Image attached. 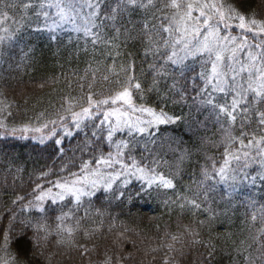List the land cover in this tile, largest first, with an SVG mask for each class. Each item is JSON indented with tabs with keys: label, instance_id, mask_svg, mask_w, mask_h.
I'll return each instance as SVG.
<instances>
[{
	"label": "trees",
	"instance_id": "trees-1",
	"mask_svg": "<svg viewBox=\"0 0 264 264\" xmlns=\"http://www.w3.org/2000/svg\"><path fill=\"white\" fill-rule=\"evenodd\" d=\"M166 2L155 0V8L132 13L127 27L136 34L144 22L159 26L158 18L171 11L163 9ZM223 2L235 4L249 18L264 19V0ZM20 35L22 39L18 44L0 46V93H3L6 103L12 104L8 109L12 112V116L7 117L9 128H21L25 124L39 127L46 119L55 118L69 101L76 104L74 110L78 111L81 105L86 106L89 83L93 85L91 91L94 93L104 96L113 94L120 90L117 81L122 82L125 77L121 66L126 68L130 61H135V75L145 89L152 83L153 72L148 64L153 62V58L144 56L145 49L149 47L145 36L127 42H122V38L115 41L119 47L111 49V55H108L110 49L107 46L85 44L83 39H76L70 27L61 32V38L56 42L48 39V33H36L29 27L23 28ZM117 51L120 53L118 56ZM203 60V57L190 59L189 63L199 71ZM165 71L175 76L179 81L178 87L185 86L184 79L173 72V66H165ZM190 75L195 76L196 72ZM104 76L108 79L104 80ZM158 79L161 80L159 88L167 91L166 85L171 84L172 77ZM41 84L44 85L42 88ZM186 87L190 95H195L190 84ZM143 95L141 100L134 91L138 105L144 104L157 110L164 107L169 115H180L182 119L175 124L160 125L151 137L138 138L131 155L156 173L173 178L177 183L176 189L153 185L151 190H145L144 181L132 177L131 184L123 190L131 194L139 191L141 194L132 195L131 199H117L113 195L122 188L121 182L117 181L112 192L100 189L95 196L84 197L80 205L69 197L56 204L46 202L44 214L21 211V206L35 194L33 190L37 184H43L46 189L51 187L50 180L71 179L69 174H80L79 166L83 162L92 159V166L95 167V158L100 152L94 151V148L99 146L104 154L112 149L103 140L98 143L94 140L92 122L82 126L81 130L69 125L73 133L70 136H66L58 126L57 135L43 144L36 139L41 133L17 132L12 136L5 135L0 129V245L3 244L2 233L8 231L11 213L16 214L17 221L29 215H43L53 229L52 235L37 246L31 230L21 231L14 224L15 231L10 232L7 251L17 258L19 264H104L107 256L119 258L129 253L132 259H124L122 264H164L166 259L173 257L174 264H203L210 250L208 244L212 245V258L207 264H247L245 257L249 255L255 264H264L257 259L261 255L259 249L264 245L260 209H254L258 218L252 221V210L243 203L252 198L258 205H264V186L259 181L256 187L250 184L240 186L241 191L238 192H232L227 184L216 183L215 191L209 193L207 202L215 212L212 219L201 213L191 214L187 205L178 207L179 195L192 198L203 191L198 184L202 179V169L211 171L213 162L217 166L223 163L225 145L221 125L206 108L191 99L184 103L174 96L178 102L169 100L165 105L159 102L160 97L155 91L145 90ZM240 128L241 119L238 117L232 129L235 135H239ZM244 130L254 131L257 136L262 134L254 121L251 128L245 125ZM22 135L24 138H21ZM121 138L129 139L119 134L117 139ZM56 139H62V144L56 145ZM59 148L62 151H58ZM231 150L235 151V146ZM182 154L183 160L180 159ZM42 173L49 175L42 176ZM226 193H232L231 202ZM17 196H24L25 200L14 204ZM69 210H72L73 219L67 220L66 225L75 226V220L80 219V226L73 237L65 236L62 243L55 234L57 217ZM198 220L205 223L198 225ZM186 225L199 232L197 239L203 243L190 246L185 239L183 245L175 243L176 251L169 252L166 245L174 243L169 238L170 234L184 233ZM84 231H87V237L83 235ZM120 232H125L128 239L118 241L120 247L116 248L112 242ZM69 239L72 244L67 242ZM78 245L86 246V253L85 248ZM153 249L156 251L153 252ZM3 256L5 252L0 247V257Z\"/></svg>",
	"mask_w": 264,
	"mask_h": 264
},
{
	"label": "snow or ice",
	"instance_id": "snow-or-ice-1",
	"mask_svg": "<svg viewBox=\"0 0 264 264\" xmlns=\"http://www.w3.org/2000/svg\"><path fill=\"white\" fill-rule=\"evenodd\" d=\"M155 7V0H0V46L18 44L22 39L20 33L25 27L36 33H48V39L53 42L59 41L61 32L70 27L76 39H83L85 44L91 43L93 47L101 44L107 46L110 49L108 55H111V49H118L119 44L115 41L122 38V42H127L145 36L149 47L145 49L144 56L153 58V62L148 64L153 79L146 89L135 75V61H130L126 68L121 66L125 77L122 82L117 81L120 90L104 96L92 92L93 85L89 83L86 106L81 105L77 111L74 110L76 104L69 101L66 107L62 106L61 112L56 113L55 118L46 119L39 127L25 124L21 128H9L7 117L12 116L8 110L12 104L6 103V98L0 93V129H3L5 135L15 136L17 132L34 131L42 134L36 139L43 144L57 135L58 126L66 136H70L73 133L69 125L81 130L82 126L86 127L88 122H92L95 131L91 135L94 140L97 143L103 140L112 149L104 154L99 146L94 148V151L100 152L95 158V167L92 166L93 160L89 159L79 166L80 174H69L71 179L50 180L48 183L51 187L46 189L43 184H37L33 190L35 194L21 206V211L44 214L46 202L56 204L69 197L76 205H80L84 197L95 196L100 189L112 192L117 181L121 182L122 188L113 192V195L117 199H131L132 195L141 194L139 191L131 194L123 190L131 184L132 177L144 181L145 190H151L153 185L157 188H177L173 178L142 165L131 152L138 138L151 137L160 125L175 124L182 117L169 115L164 107L157 110L144 104L138 105L134 91L141 100L144 99L145 90L155 91L160 97L159 102L165 105L169 100L177 103L174 96H178L184 103L191 99L193 103L206 108L224 132L223 163L217 166L213 162L211 171L208 168L202 169V179L198 184L203 191L197 192L192 198L179 195L178 207L184 208L187 205L191 214L201 213L212 219L215 212L207 202L209 193L215 191L216 183L227 184L232 192L241 191L240 186L247 184L256 187L258 181L264 186V19H256L254 16L249 18L235 4H226L223 0H167L163 3V9L171 11L158 18L159 26L144 22L140 32L133 34L127 27L131 14ZM234 28L240 30L238 35L233 34ZM119 54L117 51L116 55ZM200 57L204 60L200 70L196 71L189 60ZM167 65L173 66V72L184 79L185 86H177L179 81L172 73L165 71ZM191 72H196V75H190ZM92 75L94 81L95 73ZM165 76H171L172 82L166 85L167 91H162L158 77ZM103 79L107 80L108 77L104 76ZM189 84L195 95L189 94L186 87ZM43 86L40 85L41 88ZM238 117L241 119V128L237 136L232 129ZM253 121L262 131L259 136L254 131L244 130L245 125L251 128ZM46 129L47 134H44ZM119 134L129 139H117ZM21 138H24L23 135ZM55 144L61 145L62 139H56ZM233 146L235 151L231 150ZM57 150L62 151V148ZM180 159L183 160V154ZM48 175L42 173V176ZM53 188L59 191L54 193ZM226 195L231 202L232 193ZM249 199L243 203L252 210L251 220H257L254 209L259 207V219L264 225V205ZM24 200V196H17L13 203ZM69 219H73L72 210L62 212L57 217L55 234L61 238L62 243L65 242V236L71 238L79 230L80 219L75 220V226L66 225ZM204 223L197 221L198 225ZM14 224L21 231L31 230L37 246L53 233L43 215H29L17 221L16 214L11 213L8 231L2 233L3 244L0 247L5 256L0 257V264H19L17 258L7 251L10 232L15 231ZM83 235L87 237V231ZM261 235L264 236V227L261 228ZM198 236L196 229L186 225L184 233L170 234L169 238L174 243H168L166 247L169 252L176 251L175 243L183 245L185 239H188L190 246L200 245L203 241L197 239ZM127 239L125 232H120L112 243L119 248L118 241ZM67 242L73 243L71 239ZM78 246L85 248L86 253V246ZM207 247L210 250L203 264L212 258V245L208 244ZM259 251L261 255L257 259L264 261V245ZM124 259L131 260L132 254L119 258L107 256L104 264H122ZM245 260L247 264H255L250 255ZM164 264H174V257L166 259Z\"/></svg>",
	"mask_w": 264,
	"mask_h": 264
},
{
	"label": "rangeland",
	"instance_id": "rangeland-1",
	"mask_svg": "<svg viewBox=\"0 0 264 264\" xmlns=\"http://www.w3.org/2000/svg\"><path fill=\"white\" fill-rule=\"evenodd\" d=\"M239 32H240V30L239 29H233V34L234 35H238L239 34ZM250 39H251V36H250ZM57 191H59L58 189H56V190H53V192L55 193V192H57Z\"/></svg>",
	"mask_w": 264,
	"mask_h": 264
}]
</instances>
